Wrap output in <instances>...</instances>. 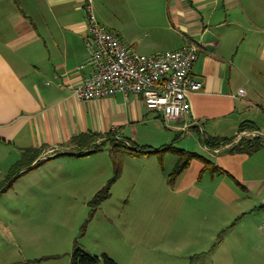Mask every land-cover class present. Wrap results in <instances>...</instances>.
<instances>
[{"label": "crops", "instance_id": "obj_1", "mask_svg": "<svg viewBox=\"0 0 264 264\" xmlns=\"http://www.w3.org/2000/svg\"><path fill=\"white\" fill-rule=\"evenodd\" d=\"M90 1L98 19L140 54L195 42L200 48L191 75L202 81V88L189 95V114L169 121L132 92L79 99L74 90L84 74L78 66L87 56L86 0H0L1 182L31 157L35 163L80 150L86 155L106 141L114 142L110 151L119 145L132 156L159 155L155 150L171 141L153 145L133 140L137 126L150 122L167 138L171 133L161 129L163 123L178 135L195 130L219 138L236 137L245 121L264 130L246 115L256 97L264 99L252 80V73L264 78V0ZM240 88L244 95H239ZM87 136L91 140L85 143ZM207 148L215 154L211 161L225 173L211 174L218 185L210 192L198 191V197L205 196L204 203L219 200L224 212L217 224L207 216V223L197 226L209 232L218 226L220 247L228 249L216 253L229 264H264V145L250 153L223 145ZM196 159L177 177L175 191L196 188L198 180L190 170ZM199 161L197 179L205 174ZM232 184L236 191L229 192Z\"/></svg>", "mask_w": 264, "mask_h": 264}, {"label": "rangeland", "instance_id": "obj_2", "mask_svg": "<svg viewBox=\"0 0 264 264\" xmlns=\"http://www.w3.org/2000/svg\"><path fill=\"white\" fill-rule=\"evenodd\" d=\"M252 80L264 94V78L252 73ZM254 101L246 115L264 129V99ZM160 127L171 133L168 138L152 122L137 126L135 137L125 135L140 144L171 141L214 160L203 143V131L178 135L165 123ZM113 144L106 141L86 155L26 163L9 186L1 182L5 172L0 168V264H71L75 246L105 253L117 264H229L216 253L228 249L220 247L218 226L212 232L197 226L207 223V216L217 224L224 212L219 200L204 203L205 196L198 197V191L210 192L218 185L211 182L210 171L197 179L202 158L191 163L196 188L179 192L169 181L174 152L164 151L162 168L159 155L136 157L119 145L110 151ZM227 187L236 191L233 184ZM205 232L209 234L203 237Z\"/></svg>", "mask_w": 264, "mask_h": 264}, {"label": "built area", "instance_id": "obj_3", "mask_svg": "<svg viewBox=\"0 0 264 264\" xmlns=\"http://www.w3.org/2000/svg\"><path fill=\"white\" fill-rule=\"evenodd\" d=\"M87 56L78 68L84 71L82 82L74 90L82 100L113 96L116 92L135 93L145 105L161 112L166 121L189 114V95L202 88V81L191 75L198 58L199 46L188 42L181 48L154 54H140L131 43L102 23L86 0ZM245 89H239L244 95ZM261 136L256 129L240 130L234 140L224 144L233 147L242 138Z\"/></svg>", "mask_w": 264, "mask_h": 264}, {"label": "trees", "instance_id": "obj_4", "mask_svg": "<svg viewBox=\"0 0 264 264\" xmlns=\"http://www.w3.org/2000/svg\"><path fill=\"white\" fill-rule=\"evenodd\" d=\"M247 128L256 129L251 123H249L248 121H245L241 124L240 130H244ZM233 139H234V137L219 138V137L205 136L204 135L203 136V143H204V145H206L208 147L219 148L224 144L232 142ZM90 140H91V138L89 136H87V137H85L86 142L85 141L84 142L88 143ZM263 145H264V137H261V136L252 137V138H249V137L245 138L244 137V138L240 139V141L237 145H234L230 149L232 151H241V152L250 153V152L256 151L257 149H259ZM101 146H102V144L96 145L93 147V149L99 150V149H101ZM85 147L86 146L84 145L83 148H85ZM134 147L135 146L132 147V150L137 148V147L136 148H134ZM166 150H170V151L174 152L177 156L173 170L169 173V181L171 182L172 185H174L177 177L188 167L191 160L195 157H201L202 158L204 165H203L202 170H201V175L203 172H207V171H210V173L212 175L225 173V171L222 168L215 165L209 158L203 157L195 151H190V150H187L184 148H178L175 146L174 142L170 143L166 147L155 150L159 153L160 163L163 164V166H164L163 153ZM138 151L139 152H148L149 150L147 151L144 149H138ZM28 153L31 154L32 151H29ZM76 154H78V155L84 154V151L83 150L77 151ZM34 160H35V156L31 157L30 163H27V164H30V166H31V165H37L40 163V160H38L37 162L32 164V162ZM22 167L23 166H17V168L15 169V172L12 173L8 177V179L6 180L7 186H9L12 183V181L15 179L14 174L17 173L18 169H20ZM70 258H71V264H97L101 260H103L105 264H117L116 261L114 259H112L110 256H108L107 254H105V253L102 255L93 254L81 246H75V248L71 252ZM13 264H29V263L28 262H18V263H13Z\"/></svg>", "mask_w": 264, "mask_h": 264}]
</instances>
